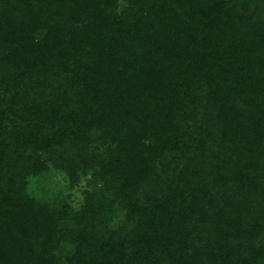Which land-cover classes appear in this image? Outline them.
I'll return each mask as SVG.
<instances>
[{"label": "trees", "instance_id": "trees-1", "mask_svg": "<svg viewBox=\"0 0 264 264\" xmlns=\"http://www.w3.org/2000/svg\"><path fill=\"white\" fill-rule=\"evenodd\" d=\"M0 264H264V0H0Z\"/></svg>", "mask_w": 264, "mask_h": 264}, {"label": "rangeland", "instance_id": "rangeland-1", "mask_svg": "<svg viewBox=\"0 0 264 264\" xmlns=\"http://www.w3.org/2000/svg\"><path fill=\"white\" fill-rule=\"evenodd\" d=\"M67 182L63 179L62 175L51 174L44 177H38L31 182L30 191L35 195L53 197L58 193L64 195L69 194L72 206L77 207L82 197L80 196V185L74 186L72 189H67Z\"/></svg>", "mask_w": 264, "mask_h": 264}]
</instances>
